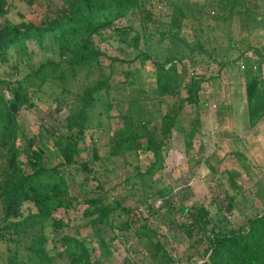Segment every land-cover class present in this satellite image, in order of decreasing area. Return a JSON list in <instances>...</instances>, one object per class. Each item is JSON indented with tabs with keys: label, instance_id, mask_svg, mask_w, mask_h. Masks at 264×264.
I'll list each match as a JSON object with an SVG mask.
<instances>
[{
	"label": "trees",
	"instance_id": "trees-1",
	"mask_svg": "<svg viewBox=\"0 0 264 264\" xmlns=\"http://www.w3.org/2000/svg\"><path fill=\"white\" fill-rule=\"evenodd\" d=\"M160 2L167 3L168 9L163 14L166 18L161 17L158 22L165 27L159 30L156 41L159 43L167 37L181 42L178 53L168 51L161 56V52L151 53L147 48L155 31L149 27L152 14L149 5ZM206 4L215 11L214 21H231L250 10L246 0H206L203 5ZM202 7L201 13L196 14L190 9L188 0H63L62 5L34 22L24 18L11 20L7 16V0H0V63L7 60L9 49L28 53V40L44 47L45 40L51 39L57 51L56 58H46L34 66L29 64L23 74L16 69L0 76V241L5 242L7 249L0 264H97L98 258L107 263L113 255L111 243L127 235L142 242L146 254L143 257L147 256L155 264H181L171 255L158 230L139 211L136 213V205H125V197L117 194L89 195V190L82 187V197L78 198L71 189L70 178L76 182V176L83 174L77 182L81 186L92 177L97 181L96 187L105 193L99 171L91 166L90 160L77 157L87 149L84 144L86 130L100 125L101 115L105 113L109 117L115 105L108 99L115 67L119 62L134 59L139 60L140 68L151 60L156 97L159 100L167 97V107L159 116L160 124L151 125V118L145 117L140 106H135L136 98L129 92L126 108L118 112L122 122L112 130L108 140L107 157L121 155L129 162L132 154L150 153L151 158L143 171L136 173L142 186L153 172L163 167L166 140L173 129L181 128L183 105L198 106L202 81L206 80L204 75L190 71L185 61L194 63L196 53L216 61L214 49L205 45V41L211 40L202 33L206 14ZM134 11L142 14L138 28L116 24L119 18ZM194 21L198 23V30L190 40L184 36L182 28L187 22L192 27ZM110 36L120 40L129 38L135 54L125 59L103 51L96 37L105 40ZM231 40L228 36L227 51L232 46ZM103 57L109 61L107 73L103 71ZM233 59L218 60L219 69ZM262 61L259 60L245 78L250 125L264 117V79L258 66ZM138 72L137 68L123 70L128 88L139 78ZM80 73L84 75L81 89L73 94L68 84ZM47 83L59 87L63 94L54 96L58 106L71 105L64 118L66 132H51L53 147L39 135L22 140L18 132L21 109L35 106L39 92L45 91ZM70 97H73L72 103ZM120 103L117 104L120 106ZM190 123L191 127L185 132L188 142L198 129L199 118L195 116ZM45 151H54L58 160L48 165ZM124 180L128 183L130 175ZM156 193L164 197V189ZM226 196L228 201L224 208L230 210L237 203L236 194L226 192ZM140 201L146 202V199ZM78 202L84 206L73 232L50 238L48 232L70 223V220L54 216V210L75 206ZM221 207L211 209L204 203L184 205L181 212L186 218L176 221L188 239L189 249L200 260L198 264H264V205L261 210L245 215L242 223L230 226L224 221L212 224L214 213ZM81 227H90L91 234H81Z\"/></svg>",
	"mask_w": 264,
	"mask_h": 264
},
{
	"label": "rangeland",
	"instance_id": "rangeland-1",
	"mask_svg": "<svg viewBox=\"0 0 264 264\" xmlns=\"http://www.w3.org/2000/svg\"><path fill=\"white\" fill-rule=\"evenodd\" d=\"M204 2L206 0H188L190 9L196 14L204 6L206 14L203 16L202 33L211 40L209 43L205 41V45L214 49L213 56L216 61L209 59L205 54L197 53L194 63L190 60L185 61L190 71L204 75L206 80L202 81L198 106H190L187 103L183 105L180 116L181 128L173 129L166 140L163 167L153 172L147 178V183L142 186L136 173L138 170L143 171L151 158L150 153L139 151L138 156L132 154L128 158L129 162L124 161L121 155L107 157L108 140L112 130L122 122L118 112L120 108H126L129 92L136 98L135 106H140L145 117L151 118V125L160 124L159 116L167 107V97L161 100L156 97L154 65L151 60H147L140 68L139 60L134 59L130 62H119V66L115 67L108 96L115 105L110 109L109 117L105 113L101 115L100 125L86 130L84 144L87 149L77 157L79 160H90L91 166L99 171L98 175L103 182L105 193L96 187L97 181L92 177L83 181L81 186L77 182L83 178V174L76 176V182L70 178L71 189L78 198L82 197L80 191L82 187L89 190V195L117 194L125 197L123 200L125 205H136V213L139 211L147 218L149 224L158 230L161 238L165 239L171 255L181 264L200 262L189 249L186 235L176 224V221L186 218L181 212L184 205L204 203L211 209L222 205L221 210L214 213L212 224L224 221L229 226L242 223L245 215L261 210L264 205V117L250 125L243 94L241 97L236 96V93L231 94L232 84L235 91L241 90L242 76L253 71V57L245 53L244 49L250 43H255L261 47L260 54L264 53V0H246L250 10L244 15L231 18V21H214L215 11L208 4L203 5ZM62 3L63 0H7V16L14 21L24 18L38 22L45 13L53 11ZM167 5L165 2L149 5L152 11L149 27L155 28V31L147 48L151 53L161 52V56L168 51L176 53L181 51V42L173 38L166 37L159 43L156 41L159 30L165 27L158 22L161 17L166 18L163 14L167 12ZM141 16L139 11H134L126 17L119 18L116 24L118 26L131 24L138 28ZM197 30L196 21L192 27L187 22L182 28V33L193 40ZM109 31L110 28H107L106 32ZM228 36L232 39L228 56L230 59L233 56L234 59L229 61L226 67L219 69L218 60L224 59ZM96 38L100 48L108 54L125 59L135 54L129 38L123 40L112 36L105 40ZM27 46L28 53H23L20 49L8 50L7 60L0 63V76L12 73L16 69L23 74L28 70L29 64L34 66L46 58L57 57L51 39L45 40L44 47H39L33 40H28ZM141 47H144L142 41ZM102 61L103 71L109 72L108 59L103 57ZM240 62L245 63V69L240 68ZM136 68L139 70L137 73L139 78L128 88L124 82L123 70ZM210 76L215 78L210 79ZM238 76H241L242 80L238 78L233 80V77ZM83 77V73H80L77 79H71L69 82L68 86L73 90V94L81 89ZM59 90L56 85L47 83L45 91L39 92L37 104L21 109L18 132L22 140L25 137L39 135L45 143L53 147L54 137L51 132H66L64 118L70 112L71 105H57L54 96H63ZM72 98H69L70 103ZM117 103H120V106ZM195 116L199 118L198 129L190 135L188 142L185 140V132L191 127L190 122ZM45 152L49 158L48 165L58 160L54 151ZM94 155L98 157H93ZM127 174L130 175L128 183L124 180ZM161 188L164 189V197L156 193ZM226 192L236 194L237 203L230 210L224 208L228 201ZM142 198L146 199V202H141ZM83 206L84 203L78 202L75 206L59 207L54 210V216L65 221L70 220V223L56 231L48 232L49 237L57 238L61 233H72L73 228L77 226L78 216L82 214ZM80 232L90 235L91 229L81 227ZM58 245L59 248L62 247L61 244ZM110 248L113 253L111 260L104 263L98 258L97 264H155L147 256L143 257L146 254L142 242L133 235L120 236L111 243ZM6 253L5 242L0 241V262Z\"/></svg>",
	"mask_w": 264,
	"mask_h": 264
},
{
	"label": "crops",
	"instance_id": "crops-1",
	"mask_svg": "<svg viewBox=\"0 0 264 264\" xmlns=\"http://www.w3.org/2000/svg\"><path fill=\"white\" fill-rule=\"evenodd\" d=\"M251 44V45H250ZM245 49H244V52L246 53L247 52V54L250 56V57H253V61H252V67L253 68H255V66H257V64H258V62H256L257 60L259 61V60H264V53H262V54H260V51H259V49L261 48H259L255 43H250ZM264 44V43H263ZM228 53H229V51H225L224 52V58L225 57H228V58H230L229 56H228ZM240 54V53H239ZM238 54V55H239ZM231 58H234L233 56L231 57ZM241 63L242 62H240V68H243V67H241ZM244 63V62H243ZM245 64V63H244ZM259 66V70L261 71V74H262V77H263V79H264V61H262V62H260V64L258 65ZM226 67V66H225ZM240 77L241 76H238V77H233V80H236L237 78L239 79V80H242V79H240ZM242 78H243V80H242V88H241V90H236L235 91V88H234V86H233V84H232V89H231V94H235L236 96H238V97H241L242 96V94H243V97H244V100L243 101H245V78H246V76H242ZM239 89V88H238ZM244 107H245V109L247 110V107H246V101H245V105H244ZM248 114V113H247ZM249 120V119H248Z\"/></svg>",
	"mask_w": 264,
	"mask_h": 264
},
{
	"label": "built area",
	"instance_id": "built-area-1",
	"mask_svg": "<svg viewBox=\"0 0 264 264\" xmlns=\"http://www.w3.org/2000/svg\"><path fill=\"white\" fill-rule=\"evenodd\" d=\"M241 67H244V63H241Z\"/></svg>",
	"mask_w": 264,
	"mask_h": 264
}]
</instances>
